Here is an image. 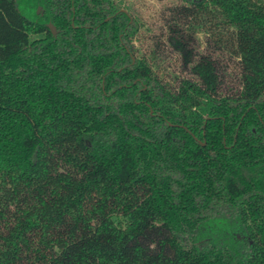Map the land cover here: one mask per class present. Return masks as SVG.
Wrapping results in <instances>:
<instances>
[{"label":"trees","instance_id":"1","mask_svg":"<svg viewBox=\"0 0 264 264\" xmlns=\"http://www.w3.org/2000/svg\"><path fill=\"white\" fill-rule=\"evenodd\" d=\"M125 1L0 0V264H264V0L172 8L177 86Z\"/></svg>","mask_w":264,"mask_h":264},{"label":"rangeland","instance_id":"2","mask_svg":"<svg viewBox=\"0 0 264 264\" xmlns=\"http://www.w3.org/2000/svg\"><path fill=\"white\" fill-rule=\"evenodd\" d=\"M127 4L137 12L142 23L141 32L134 40L138 48L137 55L145 58L153 72L166 84L179 85L181 78L186 77L181 70L183 57L173 51L168 41V21L170 10L182 4L183 0H126ZM203 49L205 47L204 33L198 34ZM226 64L232 69L234 62L227 59Z\"/></svg>","mask_w":264,"mask_h":264},{"label":"water","instance_id":"3","mask_svg":"<svg viewBox=\"0 0 264 264\" xmlns=\"http://www.w3.org/2000/svg\"><path fill=\"white\" fill-rule=\"evenodd\" d=\"M50 25V27L52 28V30H55V26L52 24V23H50L49 24ZM180 125V124H179ZM195 137H196V135H194ZM197 138V137H196ZM204 143V142H203Z\"/></svg>","mask_w":264,"mask_h":264}]
</instances>
